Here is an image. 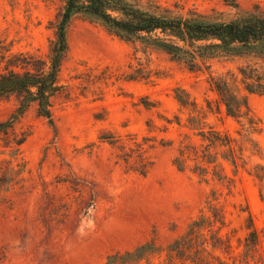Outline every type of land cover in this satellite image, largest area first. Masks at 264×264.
Returning <instances> with one entry per match:
<instances>
[{
  "label": "rangeland",
  "instance_id": "374dc122",
  "mask_svg": "<svg viewBox=\"0 0 264 264\" xmlns=\"http://www.w3.org/2000/svg\"><path fill=\"white\" fill-rule=\"evenodd\" d=\"M140 2L215 21L264 12V0ZM64 5L0 0V71L21 52L48 60ZM156 34L123 39L98 19L73 16L51 98L54 126L32 102L0 133V166L13 158L17 171L0 201V264H264V94L247 93L240 73L263 62L191 61L155 44ZM221 80L247 94L263 126L251 135L258 147L226 113ZM177 88L197 107H182ZM19 103L18 94L0 97V122ZM192 114L197 126L233 137L236 166L206 161Z\"/></svg>",
  "mask_w": 264,
  "mask_h": 264
},
{
  "label": "trees",
  "instance_id": "16d2710c",
  "mask_svg": "<svg viewBox=\"0 0 264 264\" xmlns=\"http://www.w3.org/2000/svg\"><path fill=\"white\" fill-rule=\"evenodd\" d=\"M65 5L57 24L56 41L51 48L48 60L30 53L9 54L6 67L0 71V97L18 94L20 103L13 115L0 122V133L11 128L16 120L32 102H36L40 115L48 118L52 126L51 98L59 91V72L67 54L69 45L67 27L74 15L81 14L102 21L112 32L123 39L146 37L157 33L155 44L162 46L171 54L194 61L196 58H211L218 55L251 56L262 60L240 68L241 82L247 93L264 94V12L254 10L229 21L207 20L195 12L187 15L175 14L169 10H157L143 6L140 0H64ZM160 34L170 38L159 36ZM176 38L183 45L172 39ZM4 58L6 56H3ZM3 58V59H4ZM4 61V60H3ZM10 66H19L24 71H16ZM1 69V68H0ZM217 89L225 105L226 113L242 124L239 134L247 142L258 147L251 138L254 133L263 131L261 120L250 111L247 94L234 91L226 80L217 83ZM176 99L182 107L196 104L189 102L188 93L182 88L175 90ZM196 111V110H195ZM201 112L197 108V113ZM179 119L178 117L176 118ZM190 128L201 137L203 152L207 162H216L217 158L230 160L234 166L235 150L233 137L228 133L212 128L197 126L199 118L189 116ZM179 121V120H178ZM24 140H21L22 143ZM226 149V150H223ZM0 166V201L13 184V158L5 159ZM182 168V165H179ZM17 171H14V175ZM251 219V218H250ZM137 247L124 256H137L146 248ZM115 254L113 258L117 257Z\"/></svg>",
  "mask_w": 264,
  "mask_h": 264
}]
</instances>
